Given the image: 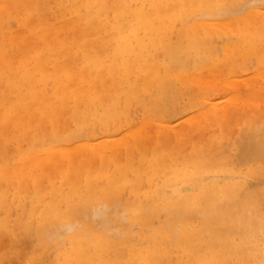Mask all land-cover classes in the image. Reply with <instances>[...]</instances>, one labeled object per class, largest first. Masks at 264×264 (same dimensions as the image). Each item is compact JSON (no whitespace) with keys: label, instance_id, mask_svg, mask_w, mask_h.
Segmentation results:
<instances>
[{"label":"rangeland","instance_id":"rangeland-1","mask_svg":"<svg viewBox=\"0 0 264 264\" xmlns=\"http://www.w3.org/2000/svg\"><path fill=\"white\" fill-rule=\"evenodd\" d=\"M134 1L135 2L132 1V3H137V4L139 3L140 5L141 1L143 0H134ZM197 1L198 0H191L189 4H195ZM219 1L220 0L205 1L209 3L211 6L209 12L212 13L213 11L216 13L217 12L223 13L221 11H227L225 9L229 10L230 8L229 10L230 15L229 13L228 15H226L227 14L226 13L222 15V17L220 16L218 19L226 20L227 18V20L229 19L236 20L242 18L243 14H239V15L233 14L232 13L234 11L233 8L236 7L237 9H239V7H237L239 4L242 7L244 6V3L249 4V1L256 4L261 0H224L220 3ZM83 2L85 1L84 0H0V7H1L0 8V64H2V67L5 66L3 70L0 69V160H1L0 161V264H59L61 260H57L58 256H60L59 254L66 252L65 250L68 249L67 247L68 243L66 244V242H64L65 240L64 237L58 239V237L48 236L47 233L50 232L49 234L54 235L56 232V230L54 229H57V227H59L61 224L53 225V223L51 224L50 221L49 222L47 221V219L45 220V223L46 222L48 223L44 224V222H42V220L45 218V216L43 215L44 213H46V217H47L48 214L51 213L52 215L54 212L53 211L54 208L50 206L53 205L51 204V202L54 203L53 200L55 198L54 195L57 194L56 196H58L55 200L56 201L55 203L58 204L60 203V201L62 203L63 199L64 200L69 199V196L71 194L70 189L72 190L74 189L77 193H79L78 195L80 197L86 198L88 196H87V188L85 185V181L87 180L88 177H90V174L95 175L96 172H102V175H104V177L111 176V178L109 177L111 181L114 182V179L117 181L120 179V178L119 179L116 178L117 175L119 177L120 176L119 172H123L121 171V168L127 169L128 166L131 167V165L134 164H135L134 166L141 165L144 162V161L142 162V160L144 159L149 160L150 157L153 155V152H155L154 150L156 149H158L159 152L160 149L164 148V152H165L164 154L170 156L173 159L172 161L170 160V158L167 159V161L169 162V163L167 162L168 165L174 163L178 168H182L181 161H183L184 164L187 163V160H190V156L194 153H197L198 151H199L198 152L199 155L203 154V156H209V157H212V155L224 154L227 161H232L234 163L233 165L235 170L246 172V174H248L249 182L250 181L253 182V180H255L254 182H256L257 184L256 183L253 184L264 186L263 185L264 159H256L255 157H252V155H250L249 152H247V147H244L247 146L248 143L246 142L245 140L246 138L244 137L245 133L253 132L252 134L255 135L254 132H256V129H257L256 134L264 130V108H262L261 111H255L253 109H249L246 104L252 103L253 101L248 102L247 100L245 102L242 100V99L244 100L247 99V97L249 96V91L245 84L246 80H250L251 78L256 79L255 81L254 80L250 81L254 91H258L261 87L264 88V85L262 84L264 81L257 79L255 77L256 73L259 70L262 71L264 69V64L260 63V62H264V58L261 61L259 60L260 62L255 56H250L251 58L249 57V59L235 58L236 60H231L229 61V63L226 62V64L221 66V69H216V70L213 69L211 65L210 68L202 67L203 61L201 58L198 59V61L200 60L198 64H197V60L195 61L196 64L194 65H198L195 66L196 67V69L194 70L195 73L192 72L193 71L192 69L195 68L193 66V63H195L193 62L194 60H192V58L191 59L189 58V60L184 59L183 61L185 62L186 61L189 62L190 60H192V64L189 63L190 66L188 65V67L186 68V71L188 72L191 69L190 71L191 73L189 72L187 74L185 73L184 74L189 77H199L200 79H203L202 81L205 84H202V86L200 87H198L195 84H187L183 86L180 84V82H178L176 78H174L172 85L173 87L170 86L171 89L168 88L169 90H171V92L168 91L169 93L167 94V91H163L162 86L161 87L159 86L160 85L159 83H161L162 79L166 78L167 71H164L165 70L164 67L161 66L157 68L156 72L153 75L154 88L151 87L152 85H150V87L148 88L147 86L149 84L146 83V78L144 77L142 70H140L142 69V67L138 61L136 62L135 60L134 61L132 60L133 66L132 68H129L130 62H128L126 59L117 56L118 60L115 64L108 57V56H112V54L114 53L113 48L115 47V44L113 41H112L113 43L111 42L112 44L111 43L107 44L104 42H106L107 38L110 37L112 32L111 27L113 26V23L116 20V18L120 16V12L124 8L127 9V6H129V4L132 5L131 2L127 5L116 3L115 7L105 9V11L101 13L102 16L100 14L93 22H91V20L88 19L86 20L83 19L87 14V10H86L87 8L83 4ZM263 2L264 0H262V3ZM252 6H254V4H252ZM250 10L248 9V11ZM205 13L208 12H205L202 9L195 11L188 10V12L185 13L187 15L184 14L182 20L180 18L176 19L177 26L180 22L186 20L187 22L185 23L187 24V26L189 25L188 27H191L193 24L192 20L195 17L199 16V14L205 15ZM186 18L189 20H187ZM204 19H208V18H204ZM103 21L107 22L108 26L105 23V25L102 27V25L104 24ZM263 24L264 23L258 21L255 24H253L249 29L251 33V38L254 39V41L256 40L255 42L256 45L258 44L261 45L260 50H264L263 43L262 42L260 43V39L261 40L264 39V29L263 31H261L262 29L260 27L263 26ZM157 26L158 24H156V27ZM41 29L53 31V35L55 36L53 38L55 48H59L58 45L59 40L63 41L62 45L63 44L68 45L69 43H71V45L67 47L68 50L63 51L64 53H67V51L69 52L68 57L70 60L69 63L70 68L81 70L89 63L88 64L90 65L89 72L93 76H96L97 70H95V67L93 66V64H91V59L86 60L85 56L84 55L81 56L78 52V48L84 45L86 42H88L94 44L96 48H99L101 50L98 51V53L101 54L103 59L108 60L106 66L107 68H110L113 73L111 72L110 75H106V76H104V74L102 75V78L99 79L98 84L96 85L95 88L97 91L93 90L83 95L78 94L79 96L69 94L70 95L69 97L71 98L66 97L59 104L57 103L54 104L51 102L52 104H50V111H51L50 115H47V118H41V119L39 116L38 118H36L37 122L30 123L29 120L34 118L27 117L22 120L19 119V114L20 112H22V103H19V101L22 97H24V95H27L28 93H33L36 90L39 92L44 90L43 91L45 93V94L43 93V95L45 96L44 99L49 100V98L51 97L52 81L55 78V73H56L55 63L50 61L49 62L50 64L46 66L44 72L46 76H48V79H44L41 75L39 76L36 74L33 77V79L31 78L29 79L26 76L25 77L20 76L16 80H13L12 84H7L6 82H2V76L4 75L3 73L6 72V70L7 71L9 70V73H13V74L20 72V67L22 65V62H26V63L32 62V59L36 57V53H37L36 51L39 52L43 49L42 51L44 53L47 52L46 50H48L51 46L49 45L50 46L49 47L47 45L48 43L42 40L38 36ZM180 29H181V25L179 24V27H177L176 30H180ZM97 31H99V35L97 34L98 33ZM237 33L238 30L237 27L235 26L234 28H232V30L211 29L208 31H204L200 29L198 32L197 46L200 47L201 46L200 44L202 43L204 44L205 42V44L209 46L212 47L218 46L221 48L227 42L226 38L228 39V37L230 36H231L230 39L231 40L233 39L232 40L233 42H237L238 36L237 37L233 36L234 34ZM262 33L263 35H261ZM114 41L116 42V38ZM101 42H103L102 46L101 45L98 46L97 44H100ZM183 42L180 43H183L182 46L185 47L187 45V42L186 41ZM110 47H111V52L109 51ZM220 48L217 52L218 54L219 53L221 54ZM102 50H105L106 52ZM201 50L203 51V49ZM200 56H202V52ZM219 57L221 58L222 55ZM24 59L25 61H23ZM159 59L161 60L162 58L159 57ZM199 63H202L201 64L202 66L199 65ZM252 64L254 65L252 66ZM135 65L136 67H134ZM32 66L33 64H31L29 68H31ZM121 66L122 68H120ZM191 66L193 68H191ZM119 69H120V73H119ZM136 70L138 71V73L136 72ZM186 71L184 70V72ZM175 73L176 72L172 73L173 76L175 75ZM51 75L52 77H50ZM229 83L231 85H229ZM141 84L144 85L142 86ZM122 85L123 86L125 85L124 86L125 88ZM134 87H136V89ZM143 87H145V89L148 88V90H150L151 88V90L153 89V91L157 89L158 94L156 93L155 90L154 92L157 95L155 94L154 97H152L151 95L152 93H150L151 90L146 91L147 89L145 90ZM18 88L21 91H19ZM112 88L115 90H112ZM137 88L140 89V92ZM12 90H16V91L13 93ZM134 90H137L143 97L142 98L141 96H139L140 94L138 93L139 94L138 100L140 101L141 99V102L145 98L144 95L145 94L148 95L146 96L147 99L145 98V101L143 100L144 104L143 103L137 104L141 102H137L136 99L137 91L134 92ZM194 91H196L195 92L196 94L194 93ZM124 92L126 93L124 94ZM134 93L136 94V96ZM163 93L167 94L166 97L169 95L167 99L164 98ZM17 94L19 96H17ZM120 95H124V96L120 97ZM4 96H6L5 99L3 98ZM225 96H228L226 100L222 99ZM231 96L232 97L236 96L237 98L239 97L241 99V101L239 102V105H242L241 107H243V108L240 107L241 111L237 113H230L229 117L222 119L220 122H217L216 117H212L213 119L211 120L213 121L210 120L209 122H204L203 127H201V123H200L198 128L196 127V129L193 130L190 129V132L186 135L181 134L177 138L175 135H173L174 131L188 128L189 121L192 118L199 119L198 114L202 113L201 110L202 111L204 109L208 110L209 108L208 106L210 102L212 104L217 103L222 107L228 103L227 101ZM78 97H80L79 99L82 100L80 101ZM101 97H103L104 99ZM113 97L115 98L113 99ZM129 97L131 98L130 101H129L130 99ZM148 97L151 98L148 99ZM92 98H94V100ZM163 99H165L166 101ZM107 101L109 102V104ZM132 101H134L135 103ZM119 102L121 103L119 104ZM128 102L129 104H127ZM96 105L98 108L96 107ZM146 105L148 108H146ZM126 106L128 108H126ZM120 107H122V109ZM56 108L57 110H55ZM86 108H88L87 109L88 112H90V110L92 109V112H90L89 115L90 117H88L89 113L86 111ZM145 108L146 110L147 109L149 110L146 111ZM126 109L130 111V113H128ZM57 114L59 116H57ZM78 114L80 115V118L78 117V119L77 118L75 119L74 117L79 116ZM49 116L51 117L49 118ZM125 116H127V118ZM84 117L85 119L86 117L88 118L85 120ZM74 120L75 121L78 120L77 123ZM79 121L81 122L80 124L81 127L77 126V124H79L78 123ZM199 121L201 122L202 119ZM102 122H104V124H102ZM223 124L225 125V127L223 126ZM162 126H168L169 129L168 128L166 129L170 132L167 133V136L169 138L165 139V143L163 141L161 142V144H159L156 140L158 135L156 132L159 129H162ZM143 127L145 129H143ZM57 129L60 131V133L62 132L61 133L62 137L59 135L56 138L54 137L55 138L54 139L53 135L56 136L55 135L56 132L57 134H60ZM36 130L38 131L39 134L37 133ZM44 131L46 132L45 134ZM139 131H142V135H143L142 136L143 139L141 140V142L144 141V143L140 144L141 149L139 148L138 150H136L132 148L133 150L131 149L129 152H127L125 147H121L117 151L116 157L114 158L117 162H119V164L117 165L111 162L110 157L107 158V160L103 163L101 160H99L89 151L88 152L83 151L84 147L82 146L84 144L90 142L91 145L94 144L93 146H96L103 144V142L106 141L108 138H109L108 140L110 141L112 140L111 144H113L114 146L126 140L130 142L131 134H134ZM48 133H50L51 137L53 138V143L51 141L52 139L50 140V142L49 141L47 142L45 137L49 135ZM171 134L173 136H171ZM44 139L46 140V142ZM43 140L45 142L44 144L42 143ZM131 142L130 144L128 143L127 144L129 146H132ZM168 146L170 147L168 148ZM71 149L72 151L70 158L73 159L72 169H70L68 167V163L62 159V156L66 155L67 150H71ZM200 151H203V153ZM109 154L110 153H108V155ZM141 155L143 156L141 157ZM23 157H26L24 161L22 160ZM6 170H7V175L6 176L1 175V172H6ZM113 170H116L115 171L116 173ZM67 172H69L68 175L70 174V181L64 180V176L66 175ZM103 172H105L107 176ZM141 181L143 183V186L141 185L142 188L145 186V188H143L144 190L141 188V191L145 193L148 191V189H146L148 188L147 186L148 180L145 178L142 179ZM119 182L118 185L121 186L120 184L122 183ZM99 183L101 184V179ZM105 188L106 187L104 186L103 189ZM125 190L126 191H124L122 188V190L120 191L121 193L117 198L119 199L120 197V199L118 200V202H116L117 204L119 203V208H122L119 211L120 214L124 210L123 207H125V205H130L134 200L136 201L132 193H130L129 189L126 188ZM130 196L132 199L130 198ZM50 199H52L53 201ZM120 200L122 201L119 202ZM143 203L144 205L141 210L144 211L146 206H148V202L147 203L143 202ZM47 205L49 209L47 208ZM45 208L48 211H45L44 210ZM43 210L45 211L44 213ZM83 213L80 214L83 215ZM32 214H34L33 215L34 218L33 217L32 218L34 219L35 222L34 221L32 222L31 219ZM39 214L43 215L44 218H41ZM82 215H80L81 219L79 220L80 221L83 220V222L90 223L91 221L90 214H88L89 216L88 215L82 216ZM256 215L258 216V213H256ZM138 216L140 218L143 217V216L141 217L140 211L138 212ZM83 217H85L87 221L83 219ZM150 217H152V215H150ZM39 218H41V220ZM247 218L250 220V217ZM247 218L245 219L243 218L244 221L242 222L246 225L248 223V225L252 227L251 229L252 234L254 233V231L256 233L258 227L255 224H257L258 222L257 223L254 222L255 224L253 225V221L249 223L248 222L249 220H247ZM257 220L258 218L256 219V221ZM122 224L125 226L123 227ZM95 225L97 226L98 224ZM128 225L129 224L126 221L120 220L119 223L114 226V228L112 226L109 227L107 233L117 231V233L113 232L111 235L114 238H116L118 241H121L120 238H123L124 235H133L137 231L136 228L134 227L130 228V226ZM260 225L262 226V224ZM26 228L29 231H27ZM80 228L81 226L76 225L73 231H71L68 235L73 234V232L75 233L76 230H79ZM240 229L241 230L239 233L241 234L242 228ZM259 229L260 230L258 231V233H261L262 231H263L262 233H264L263 226L262 228L260 227ZM102 231L103 228L101 229V231L100 229L98 230V232L101 233ZM127 231H129V233H127ZM258 233L257 235L254 234V237H258L259 236ZM262 233L260 237L254 239L255 242L252 246L250 245L251 248H249L250 246L247 243L245 244V242H243V239L242 240L238 239L241 238L239 237L238 234L236 236L234 235L235 237L234 238L231 234L227 233L226 231L225 234L222 233L224 237L222 238L221 244L219 243L220 244L219 245L218 243H215L217 245L215 247L213 246L214 241H212V238H209L208 236L207 237L201 236L199 240L203 241L204 240L203 238H205L208 243H211L212 248L204 254L194 255L190 253L188 254L189 256L186 258L185 261L187 264H255V262L258 260H255V262L254 261L251 262L252 260H254L252 258L254 256L257 257L259 252H261L260 253L261 256L259 258L258 264H264V234ZM150 235H152V232L149 230L146 231L145 233L142 234L143 238L141 240L148 238ZM46 236L50 238H47ZM226 239H227L226 248L230 249L228 251L224 246L225 244L224 242L226 241ZM24 240H26L27 244ZM231 240H235L236 242L235 241L231 242ZM228 242L230 243L228 244ZM259 242L262 244H260ZM146 245H147V241L142 246L145 247ZM232 245L234 246L232 247ZM240 245L241 247L243 246V248H241ZM246 245H248V249L246 248L247 247ZM244 247L246 249H244ZM252 247H254L253 248L254 251L251 253L252 250L251 251L249 250L252 249ZM234 248L236 250H233ZM237 248L243 249V250L240 249L239 252L241 253V251L242 252L244 251L245 254L241 253L243 256L241 254L240 256L236 255L239 254ZM235 252H236V254L234 255L235 258L231 257ZM207 254L208 256H206ZM246 254L248 255L246 256ZM209 256L210 258H208ZM256 257L255 259H257ZM249 258L251 259L250 261L251 263L248 261ZM205 260H207V262ZM246 261L249 263H246Z\"/></svg>","mask_w":264,"mask_h":264},{"label":"bare ground","instance_id":"bare-ground-1","mask_svg":"<svg viewBox=\"0 0 264 264\" xmlns=\"http://www.w3.org/2000/svg\"><path fill=\"white\" fill-rule=\"evenodd\" d=\"M84 1L85 2H83V4L87 8L86 9L87 14L83 19L91 20V22L95 21L96 18L102 12L105 11V9L115 7L116 3L127 5L131 2L132 5L129 4V6H127V9L124 8L120 12V16L116 18V20L114 21L113 26L111 27V31H112L111 35L109 38H107L106 42L104 43L108 44L113 41L115 44V47L113 48L114 53L112 54V56H108L109 59L113 61V63L116 64L118 60L117 56H120L123 59H126L128 62H130L129 68H132L133 66L132 60L139 62V64L142 67V69L140 70H142V73L144 77L146 78V83L149 84L147 86L148 88L150 87V85H152L151 87L154 88L153 86L154 76L153 75L156 72L157 68L161 66L164 67L165 69L164 71H167V74H166V78L162 79L163 82L161 81V83L159 82L158 83L160 84L159 85L160 87L162 86L163 91H167V94H168L169 92H171V90H169L168 88L171 89V87H173L172 85H173L174 78H176L178 82H180V84L183 86L187 84H195L198 87H200L202 86V84H205L202 81L203 79H200L199 77H189L185 75L191 71V69L190 70L188 69L189 72L186 71V68L188 67V65L190 66L189 63L192 64V60H194L193 62L197 60V64H198V62L200 61V60L198 61V59L202 58L203 62L202 61L201 62L203 63V66L201 65L202 63H199V65H201L204 68L205 67L210 68V65H211V67L216 70V69H221V66L226 64V62L229 63V61L231 60H236L235 58L249 59L250 56H255L258 59V61L259 60L261 61L264 58V50H260V47H261L260 44L256 45L255 43L256 40L254 41V39L251 38V33L249 31L250 27L256 22L259 21L261 23H264V4H263L264 2L262 3V0L259 1L261 4L259 2L255 4L249 1V4L244 3V6L242 7L239 4L237 6L239 7V9H237L236 7H235L236 9L233 8L234 11L231 9L233 11L231 12L235 15L243 14L242 18H239L236 20H232V19L227 20V18L226 20L218 19L220 16L222 17V15L226 13H227L226 15H228V13L230 12L229 11L230 8L229 10L224 8L227 11H221L223 13H218V12L216 13L213 11L211 13L209 12L211 9L210 8L211 6L209 3L205 2L206 0H198L195 4H189L191 0H148V1L143 0L141 1L140 5L139 3L138 4L132 3V1L135 2L134 0H84ZM222 1L224 0H220L219 3ZM252 4H254V6H252ZM199 9L200 10L202 9L208 13H205V15L199 14V16L197 17L194 16L195 18L193 20L191 19L193 23L191 27H188L189 25L187 26V24L185 23L187 22L186 20L185 21L183 20V22H180L182 20V17H184V14L188 12V10L195 11ZM248 9L249 10L251 9V10L248 11ZM179 18L181 20L179 21L180 23L179 22L178 23L181 25V29L176 30V28L179 27V24L177 26L176 19H179ZM204 18H208V19H204ZM103 23L104 24L102 25V27L105 25V23L107 25V22L103 21ZM156 24H158L157 27H156ZM234 26L237 27V30H238V33L233 35L234 37L238 36L237 42H233L232 41L233 39L231 40L230 39L231 36H230L228 37V39L226 38L227 42L221 48L216 45H215L216 47L209 46L205 44V42L204 44L199 43L201 45L200 47L197 46L198 32L200 29L204 31H208L211 29L232 30ZM263 26H260L262 29L261 31H263L264 29ZM57 30H58V27H57ZM97 32H98L97 34L99 35V31ZM261 35H263V33ZM38 36L42 40L46 41L48 43L47 44L48 46L49 45L51 46V47L49 46L50 48L46 50L47 52L44 53L42 51L43 49L41 50L42 52L36 51L37 52L36 57L32 59V62L30 63L22 62V65L20 64L21 65L20 72L18 73L13 74V73H9V70L8 71L6 70V72L3 73L4 75L2 74L3 75L2 82H6L7 84H12V81L16 80L20 76H23V77L26 76L29 79L30 78L33 79V77L36 74L39 76L41 75L44 79H48V76H46L44 72L46 69V66L50 64L49 63L50 61L55 63L56 73H55V78L52 81L51 97L49 98V100L44 99L45 97L43 95L44 90L40 92L36 90L33 93H28L27 95H24V97H22L19 101V103H22V112H20L19 114V119L22 120L27 117L34 118V119L29 120L30 123L37 122L36 118H38L39 116H40V119L47 118V115H50V112H51L50 104L52 103L59 104L61 101H63L66 97H69L70 95L79 96L78 94L83 95L87 92L96 90L95 89L96 85L98 84L99 79L102 78V75L103 74L104 76L110 75L112 72V70L110 68H107L106 66V63L108 62V60H105L102 58L101 54L98 53V51H101V50L99 48H96L94 44L86 42L84 45L78 48V52L81 56L84 55L86 60L91 59V64H93V66L95 67V70H97L96 76H93L89 72V69H90V65H88L89 63L81 70L70 68L69 66L70 60L68 57L69 52L67 51V53H64L63 51L68 50L67 47L71 45V43H69L68 45H64V44L62 45L63 41L59 40L58 42L59 48H55L54 42H53V38L55 36L53 35V31H50V30L41 29ZM115 38H116L117 43L114 41ZM183 41L187 42V45L185 47L182 46V44L184 43ZM180 42H183V43H180ZM222 42H219V43H222ZM261 42L264 45V39L263 40L260 39V43ZM102 43L103 42L97 45L102 46ZM200 48L203 49L204 52ZM219 48H220L221 54L217 53ZM102 51L106 52L105 50H102ZM109 51L111 52V47ZM201 52H202V56H200ZM217 54L219 56L222 55V57L220 58ZM159 57L162 59L160 60ZM189 58L190 59L192 58V60H190L189 62L186 61L187 62V65H186V62L183 60L184 59L189 60ZM23 61H25V59ZM260 63L264 64V62H260ZM31 64H33V66L29 68ZM194 64H196V62L193 63V66L194 67L198 66ZM253 65L254 64H252V66ZM4 67H2V64H0L1 70H3ZM134 67H136V65ZM120 68H122V66ZM191 68L193 67L191 66ZM195 69L196 67L192 69L193 70L192 72L195 73L194 71ZM184 70L186 72H184ZM136 72L138 73L137 70ZM174 72H176L174 75L175 77L172 74ZM119 73H120V69H119ZM50 77H52V75ZM255 77L257 79L264 81V69L262 71L259 70L256 73ZM253 80L255 81L256 79L251 78L250 80L245 81L246 87L249 91V96L247 97V99L245 100L242 99V100L245 102L247 100L248 102L253 101L252 103L247 102L248 104L246 103L245 104L248 106L249 109H253L255 111H261L262 108H264V88L261 87L258 91H254L253 86L250 83V81H253ZM230 83L229 85L232 84ZM262 84L264 85V82ZM134 88L136 89V87ZM139 88L137 89L140 92ZM143 88L145 89V87ZM148 88H146L147 90L146 89L145 90L150 91L151 88L150 90H148ZM112 90H115V89L112 88ZM155 90H156V93L158 94L157 89ZM12 91L14 93L16 90H12ZM19 91L21 90L19 89ZM135 91L137 90H134V92ZM152 91L153 89L150 91V93H152L151 95L152 97H154L156 93ZM139 92L138 91L136 92L137 102H141V99L140 101L138 100L139 98L138 95L140 94ZM195 92L196 91H194V93ZM125 93L126 92H124V94ZM163 94H164V98L167 99L169 95L166 97L167 94L166 93H163ZM17 96L19 95L17 94ZM121 96H124V95H120V97ZM139 96H141V94ZM144 96L146 98V96L148 95L145 94ZM228 96H225L222 99L226 100ZM5 97L6 96H4L3 98L5 99ZM173 97H172V100H173ZM231 97H229L227 101L228 103L225 104L226 103L225 102L224 103L225 106H222V107L221 105L217 103L212 104L209 101L210 104L209 106L207 105L209 107L208 110L206 109H204L205 111L201 110L202 113L201 114L199 113L200 115L198 114L199 119L192 118L189 121L188 128L180 129L177 131L173 130L174 131L173 135H175L176 138L179 137L181 134L186 135L190 132V129L193 130V129H196V127L198 128L200 123H201V127H203V123L209 122L211 119H213L212 117H216L217 122H220L222 119L229 117L230 113H237L241 111V108H243L241 107L242 105H239V102L241 101V99L239 97L237 98L236 96L232 98ZM79 98L80 97H78V99ZM114 98L115 97H113V99ZM145 98L143 99L144 101H145ZM150 98L148 97V99ZM92 99L94 100V98ZM79 100L81 101L82 99H79ZM130 100L131 98L129 99V101ZM143 100L141 103H137V104H142L144 102ZM120 103L121 102H119V104ZM127 104H129V102ZM57 108L55 110H57ZM120 108L122 109V107ZM126 108L128 107L126 106ZM146 108H148L147 105H146ZM87 109L88 108H86V111ZM148 110L149 109H147L146 111ZM90 112H92V109L90 110ZM90 112H88L89 114L87 113L88 117H90L89 116ZM127 112L130 113V111L128 110ZM58 114L57 116H59ZM50 117L51 116H49V118ZM78 117L80 118V115L74 118L78 119ZM88 117H86V119ZM125 117L127 118V116ZM201 119L202 121L200 122L199 120ZM77 121L75 122L77 123ZM107 121H108V118H107ZM78 123L79 124H77V126H80L81 122L79 121ZM102 124H104V122H102ZM223 126L225 127L224 124ZM166 128H168V126H162V129H159L156 132L158 134L156 140L159 144H161V142L163 141L165 143V139L169 138L167 136V133H169L170 131H168ZM143 129L145 128L143 127ZM256 132H257V129H256ZM256 132H254L255 135L252 134L253 132L251 133L247 132L244 134L245 135L244 137L246 138L244 139L246 140V142H248L247 146H244V147H247V152H249V154L252 155V157H255L256 159H264V130L261 131L260 133L258 132V134H256ZM45 133L46 132L44 131V134ZM61 133L57 134L56 132L55 133L56 136L52 134L53 138L54 137L56 138L59 135L61 136L62 135ZM48 134L50 135V133ZM49 135H47L45 138L47 142L48 141L50 142V140L52 139L51 141L53 143V138L51 137V135H50L51 137L50 138ZM173 135L171 134V136ZM142 136H143L142 131L131 134L130 140L132 142L131 141L130 142L132 146L128 145L130 144V142H128L127 140H126L127 142L126 141L122 143L120 142L116 146H114L113 144H111L112 140L110 141L108 140L109 139L108 138L106 141L103 142V144L93 146L94 144L91 145L90 142H88L87 144H84L82 147H84L83 151L85 152L89 151L95 157L101 160L103 163L107 160V158L110 157L111 162L117 165L119 164V162H117L114 159L116 157L117 151L121 147H125L127 152H129L132 148L136 150H138L139 148L141 149L140 144L144 143V141L141 142V140L143 139ZM44 140L42 142L43 144L46 142V140L45 142ZM169 147L170 146H168V148ZM71 151L72 149L67 150L66 155L62 156V159L68 163V167L70 169H72L73 167V163H72L73 159L70 158ZM154 151L155 152H153V155L150 157L149 160L148 159L142 160V162L143 161L144 162L141 165L134 166L135 165L134 164V165H131V167L128 166L127 169L121 168V171L123 172H119L120 176L118 177L117 175L116 177L117 179L120 178L117 181L118 182L121 181L119 182V183H122L120 184L121 186L118 185V182L115 179H114V182L111 181L109 179V177L111 178V176L104 177V175H102V172H96L95 175L90 174V177H88L87 180L85 181L88 197L85 196L86 198L84 197L82 198L78 195L79 193H77L74 189L73 190L70 189L71 194L69 193L70 194L69 199H65V200L61 199L62 203L60 201V203L58 204V203H55L56 202L55 200L58 196H56L57 194L54 195L55 198L54 197H53L54 199L52 198L54 200V203L51 202V204L53 205H50L54 208V210L52 208V210L54 211L53 214L51 215L50 213L46 217V213L44 212L48 210H46L45 208L44 209L45 211L43 210V213H44L43 215L45 216V218L43 217V215H40L41 212L39 216H41V218H44L42 220L44 224L48 223L49 221L51 224L53 223V225L61 224L59 227H57V229H54L57 232L56 233L54 231L55 232L54 235L49 234L50 232L47 233L48 236L58 237V239L59 238L61 239L64 237L65 238L64 242H66V244L68 243V246H67L68 249L66 248L67 250H65L66 252H63L59 254L60 256H58L57 260H61L59 264H187L185 260L189 256L188 254L190 253L194 255L204 254L212 248L211 243H208L205 238H203L204 239L203 241L199 240L201 236H206V237L208 236L209 238H212V241H214L213 242L214 247L217 246L215 243L221 244L222 238L224 237L223 234H225V231L231 234L233 237L234 235L236 236L238 234L239 237H241L238 239L240 240L243 239V242H245V244L247 243L249 246L250 245L252 246L254 244L255 242L254 239L260 237L263 231L261 233H258V231L260 230L259 228L260 227L262 228V226L264 227V186L253 184V183H256L254 182L255 180H253V182L250 181L252 182L250 183L248 179L249 178L248 174H246V172L235 170L234 165H233L234 163L232 161H227L224 154L212 155V157H209V156H203V154L199 155L198 154L199 151H198L197 153H194L190 156V160H187V163L184 164V162L181 161L182 168H178L176 167L174 163H171L168 165L169 162L167 161V159L170 158L171 161L173 159L170 156H167L164 154L165 153L164 148L160 149L159 152H158V149ZM200 152L203 153V151H200ZM108 153L110 154L108 155ZM142 156L143 155H141V157ZM25 158L26 157H23L22 160L24 161ZM3 160H6V159H3ZM133 167H136V168H133ZM113 171L115 172L116 170H113ZM68 173L69 172H67L66 175L64 176L65 181H70V174L68 175ZM103 173L105 174V172ZM1 175L6 176L7 170L6 172H1ZM145 178L148 180V184H147L148 188H146L148 189V191L144 193L141 191V188L143 186V183L141 180ZM100 179H101V184L99 183ZM104 186L106 187L105 189H103ZM122 188L124 191H126L125 189L128 188L130 193H132V195L134 196V199H136V201L134 200L130 205H125V207H123L124 210L120 214L119 211L122 208H119V203L117 204L116 202H118V200L120 199V197L119 199L117 198L120 195L121 193L120 191L122 190ZM143 188H145V186ZM121 197H122V194H121ZM121 201L122 200H120L119 202ZM143 202H146V203L148 202V206H146V208L144 207L145 208L144 211L141 210L144 205ZM48 205H47V208L49 209ZM139 211H140L141 217L143 216L142 218L138 216ZM80 213H83V215L90 214V218H91L90 223L83 222V220L80 221L79 220L81 219L80 215H82ZM256 213H258V216L256 215ZM33 215L34 214H32L31 216L32 222L34 221ZM150 215H152V217H150ZM85 217H83V219H85ZM247 217H250V220ZM41 218L39 219L41 220ZM243 218L244 219L247 218V220H249L248 221L249 223L253 221V225L258 222L257 224H255L258 227L256 233L254 231V233L252 234L251 232L252 227L249 226L248 223L247 225L244 224L242 222L244 221ZM257 218L258 220L256 221ZM46 219L48 222L45 223ZM74 220H77V221H74ZM85 220L87 221V219ZM120 220L126 221L129 224L128 226H130V228L134 227L137 229V231L133 235H124L123 238H120L121 241H118L116 238H114L111 235L113 232L117 233V231L107 233V230L111 226L114 228V226L117 225ZM95 224H98V225L96 226ZM260 224H262V226ZM4 225H7V224H4ZM76 225L81 226V228L79 230H76L75 233L73 232V234L68 235L71 231H73ZM124 226L125 225H123V227ZM102 228H103L102 233L98 232V230L100 229L101 231ZM240 228H242V232H243V233L241 232V234L239 233L241 230ZM147 229L152 232V235H150L146 239L141 240L143 238L142 234L148 231ZM27 231L29 230L27 229ZM127 233H129V231H127ZM257 233L259 234V236L254 237V234L257 235ZM50 237H47V238H50ZM227 239L224 242L225 244L223 243L225 248L227 244L226 243ZM235 240H231V242ZM24 241L26 242V240ZM146 241H147V245L145 247L142 246L143 244H145ZM229 243L230 242H228V244ZM248 245H246L247 249H248ZM233 246L234 245H232V247ZM251 246L249 248H251ZM235 248L233 250H236ZM241 248H243V246ZM241 248H237L238 249L237 251L239 252ZM246 248L244 247V249ZM253 248L254 247H252V249L249 250V251L252 250L251 253L254 251ZM228 250L230 249H227V251ZM241 253H244V251L243 252L241 251ZM241 253L239 252V254H236L235 252L231 257L235 258L234 257L235 254L240 256ZM260 253L261 252H259L257 257L254 256L252 258L254 260L251 261V259L249 258L248 261L249 262L250 261L255 262V260L259 261V258L261 256ZM247 255L248 254H246V256ZM206 256H208V254ZM255 257L257 259H255ZM208 258H210V256ZM205 261L207 262V260ZM258 261H256L257 264H258ZM249 262L246 261V263H249Z\"/></svg>","mask_w":264,"mask_h":264}]
</instances>
